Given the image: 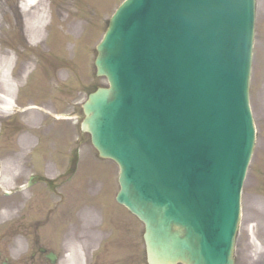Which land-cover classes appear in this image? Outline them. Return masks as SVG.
Returning <instances> with one entry per match:
<instances>
[{"label": "water", "instance_id": "1", "mask_svg": "<svg viewBox=\"0 0 264 264\" xmlns=\"http://www.w3.org/2000/svg\"><path fill=\"white\" fill-rule=\"evenodd\" d=\"M255 0H128L98 48L83 130L120 168L149 264H235L254 144Z\"/></svg>", "mask_w": 264, "mask_h": 264}, {"label": "rangeland", "instance_id": "2", "mask_svg": "<svg viewBox=\"0 0 264 264\" xmlns=\"http://www.w3.org/2000/svg\"><path fill=\"white\" fill-rule=\"evenodd\" d=\"M124 1L38 0L30 5L27 0H0V59L12 58L10 79L30 64L15 93L18 115L0 110V161L29 149L26 158H17L21 178L0 187V264L47 263L32 255L40 248L55 252L58 264H147L144 225L116 202L119 168L101 159L90 136L81 131L88 95L108 87L104 77H96V47ZM41 12L46 23L36 37L32 29ZM250 100L257 140L242 192L236 264H264V0H256ZM28 106L44 113H20ZM36 177L50 187L58 185L48 188ZM8 214L10 219L4 217ZM105 218L109 230L103 235L100 229L89 231ZM114 231L121 236L120 249L109 242L99 250L101 237L106 244ZM127 241L133 245L130 251L122 250Z\"/></svg>", "mask_w": 264, "mask_h": 264}, {"label": "bare ground", "instance_id": "3", "mask_svg": "<svg viewBox=\"0 0 264 264\" xmlns=\"http://www.w3.org/2000/svg\"><path fill=\"white\" fill-rule=\"evenodd\" d=\"M27 1H28V4L35 5L38 0H27ZM34 22L35 23H34L32 31H35L37 34L36 37H39L41 35V30L45 26V23H46V16L44 12L38 13L35 16ZM32 42L33 43L35 42L34 37L32 39ZM12 66H13V61L10 56H5V57L3 56L0 59V93L2 94V96L0 97V103L8 107L9 109L8 112H11L13 110L12 102L15 98V93L20 86V82L23 78L22 75L24 71L28 67H30V64H26L23 66V71L22 73H20L17 79L15 78L10 79L11 78L10 72H11ZM35 109H38V108L30 107V110H35ZM62 119H65V117L60 116L59 120H62ZM2 166L4 167V169H2L1 162H0V187H2V185H9L10 183H12L13 180L21 178V162L18 159L10 158L9 160H6L4 163H2ZM4 217L6 219H10L11 214H8L7 216H4Z\"/></svg>", "mask_w": 264, "mask_h": 264}, {"label": "flooded vegetation", "instance_id": "4", "mask_svg": "<svg viewBox=\"0 0 264 264\" xmlns=\"http://www.w3.org/2000/svg\"><path fill=\"white\" fill-rule=\"evenodd\" d=\"M114 235H112V239H111V242L112 243H114V247L116 246L117 247V244H118V249H120V247H121V245H119V243H121L122 242V239H121V236H119V234L118 233H116V231H114V233H113ZM125 244V243H124ZM126 246L124 247V248H122V250L123 249H127L128 251H130L131 250V248H132V244H129V242L127 241V243L125 244ZM44 257H46L45 255H44ZM129 264V263H128Z\"/></svg>", "mask_w": 264, "mask_h": 264}]
</instances>
